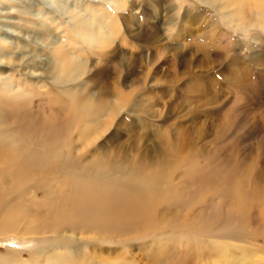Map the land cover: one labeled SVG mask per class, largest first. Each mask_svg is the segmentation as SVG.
Here are the masks:
<instances>
[{"label": "rangeland", "instance_id": "obj_1", "mask_svg": "<svg viewBox=\"0 0 264 264\" xmlns=\"http://www.w3.org/2000/svg\"><path fill=\"white\" fill-rule=\"evenodd\" d=\"M119 2L112 42L80 56V81L98 101L120 90L132 103L83 138L45 73L47 47L75 44L61 6L0 0V42L13 52L0 61L16 60L7 78L29 71L45 85L23 84L25 103L0 100V175L10 179L1 190L19 194L0 212V264H264V17L248 10L237 27L235 10L201 0ZM25 150L46 166L22 162ZM57 152L177 162L149 214L120 229L82 228L70 222L77 192L51 170ZM57 231L69 240H53Z\"/></svg>", "mask_w": 264, "mask_h": 264}, {"label": "bare ground", "instance_id": "obj_2", "mask_svg": "<svg viewBox=\"0 0 264 264\" xmlns=\"http://www.w3.org/2000/svg\"><path fill=\"white\" fill-rule=\"evenodd\" d=\"M52 1L54 4L61 6L62 14L68 23L70 33L68 40H74L75 44L68 46L66 43L61 42L60 44L59 41L54 39L53 47H47L50 54L53 55L45 70L48 79L54 81L49 92L55 93L62 101H65L64 108L72 109L71 119L79 126L78 134L84 138L90 133L91 135L96 133L103 120H108L105 114L109 111L111 116V114H115L117 108L132 103L133 94L126 95L120 90H115L106 101H98L97 96L90 94V90L87 88L88 84L80 81V78L85 74V64L80 56L88 54L91 46L103 49L112 42L116 27L114 10L120 9L122 6L119 0H78L82 2L84 8L78 9L75 0L70 5L71 7H68L67 2V7L62 8V4L64 5L68 0H65L64 3L63 0ZM201 1L206 2L220 14H223L222 11L228 12L229 9L235 10L228 13L230 22L233 21L237 27L244 23V15L248 10H251L255 15L258 13L260 17H264V0ZM88 13L93 18L88 17ZM38 20L39 18L36 19V21ZM28 25L33 26L34 24L28 22ZM44 34L47 35L45 31ZM2 42L4 44L0 42L2 46L0 55L3 57L0 56V60H9L13 52L9 53L11 56H6V54L7 50L12 48V44H8L5 39ZM82 46H86L87 49L85 50ZM15 61L12 60L7 64L0 61V90H3L0 93V100H5L11 104H22L32 97L30 94L24 93V87H21L23 84H26L28 80H36L40 82L35 83L36 85L40 84V88H45V85H43L44 80L41 75L32 74V70L30 71L31 74L29 71L28 73H21L24 75L21 77L22 79H15L16 83H13L7 78V74L8 70L12 68L10 64ZM35 84L29 85L25 91H31ZM99 103L103 105V108H100ZM135 105L134 103L133 106ZM3 116L4 114L0 111V117ZM166 150L169 149L166 147ZM81 154L82 152L76 154L72 152V157L69 158L68 153L57 152L56 162L53 163L51 170L57 168L54 174L67 178L71 183V187H74L77 192L79 199L76 202L74 201L71 209L74 212L75 220L72 219L70 222H81L83 223L82 228L96 224L100 228L113 226L120 229L126 222L130 223L135 218H142L144 215L149 214L155 202L163 193L162 185H166L168 173L177 162L174 159L168 161L167 164L158 161L147 165L135 157H129V155L118 157L106 156V154L104 156L92 155L89 160L85 159L83 161L84 155ZM174 154L175 152H168L166 155L173 156ZM21 159L22 162L27 164L46 166V161L37 158L35 152L31 150L22 152ZM2 170L0 168V172ZM0 182L1 212L4 208L5 210L12 208L11 205L16 201L14 198L19 197V194L13 193L14 198H8L2 193L1 186L7 185L10 179L0 175ZM163 195L166 198L168 193ZM44 202L47 205L49 204L48 201ZM59 238L62 239L61 241L69 240L63 233L54 232L53 240Z\"/></svg>", "mask_w": 264, "mask_h": 264}]
</instances>
